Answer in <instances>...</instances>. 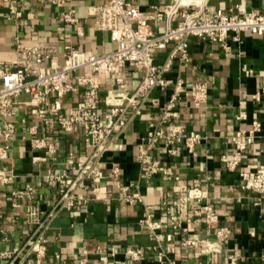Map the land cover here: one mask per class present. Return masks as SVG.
I'll list each match as a JSON object with an SVG mask.
<instances>
[{
  "label": "crops",
  "instance_id": "1",
  "mask_svg": "<svg viewBox=\"0 0 264 264\" xmlns=\"http://www.w3.org/2000/svg\"><path fill=\"white\" fill-rule=\"evenodd\" d=\"M104 1L68 0L57 5L50 0H0V60L6 63L14 60L17 42L24 45L51 42L59 50L71 45L96 55L113 50L115 41L108 32L95 26L92 14V9ZM131 1L144 13L153 15L174 0ZM181 1L201 4L204 0ZM236 6L246 12L264 14V0H206L211 12L222 9L228 14L236 13ZM68 9L74 10L75 24L60 19V13ZM152 25L156 32H163L165 20L153 21ZM240 38L238 43L233 40V33H228L229 52L219 43L194 36L188 38V60L173 59L163 75L170 83L149 91L138 113L131 116L126 128L114 136L102 155L97 188L80 190L100 199L77 202L72 209L60 210L49 219L44 230L47 250L39 261L30 249V236L36 226L28 220V211L35 209L40 220L45 218L59 198L58 186L45 181L47 170H68L73 174L72 164L88 155L90 148L85 146L81 130H65L55 123H42L30 113L28 95H18L15 112L7 118L13 124L7 157L0 159V171L12 175L10 182H0V252H14L17 264H105L95 251L100 247L115 251L106 264H117L115 260L126 264H161L153 252L145 249L156 244L150 238L151 230L138 222L145 207H149L153 219L161 225L159 231L164 235L161 246L172 249L169 254L172 262L165 264H220L231 253L239 256L237 264H264V195L243 188L239 176L240 170L251 174L264 165V97L258 101L251 97L264 85V36L244 31ZM172 47L170 42L164 49L155 50L153 63L163 64ZM59 61L62 62V57ZM243 65L251 73L242 72ZM82 72L76 70L70 75L69 82L76 90L61 99L66 112L75 108L84 96V87L76 84ZM122 76L125 91L131 94L142 72L125 65ZM197 82L205 83L207 89L206 99L199 103L185 94ZM97 84L102 96L118 86L116 75H98ZM174 95L177 101L172 121L183 124L186 130L200 132L204 139L197 145L195 155L178 147L173 156H167L163 146L157 145L152 155L167 167V173L142 177L143 167L136 160L137 145L149 123H158L165 105ZM128 111L134 113L133 108ZM240 112L246 114V119L235 118ZM253 119L260 121L261 129L248 145L238 168L229 171L220 161V155L230 147V135L239 128L249 129ZM3 121L4 118H0V123ZM36 139L57 143L55 159L49 155L44 160L35 158L45 155L44 147L33 146ZM116 164L120 167L117 174L113 172ZM196 179L207 189L219 225L230 229L224 240L216 238L214 229H207L192 206L182 213L181 219L188 228L186 232L169 226L166 206L173 201L182 202L181 186H189ZM117 180L132 181L131 192L141 194L143 203L128 204L116 197L103 200L108 193L116 196ZM28 188H33L31 194H18ZM187 217L191 221L186 223ZM184 240H194L195 245L185 244ZM136 247L143 248V259L139 261L125 253ZM8 261L9 258L0 257V264Z\"/></svg>",
  "mask_w": 264,
  "mask_h": 264
},
{
  "label": "built area",
  "instance_id": "2",
  "mask_svg": "<svg viewBox=\"0 0 264 264\" xmlns=\"http://www.w3.org/2000/svg\"><path fill=\"white\" fill-rule=\"evenodd\" d=\"M68 0H50L52 4L60 5ZM194 1V0H193ZM202 1V0H195ZM237 12L225 13L222 9L211 12L206 7V0L201 5L189 2L183 4L181 0H174L165 5L153 15L144 13L131 0H105L102 4L92 9L95 26L109 33L115 41L113 50L96 55L86 50L65 45L59 50L56 44L51 42H37L32 45H24L17 42L15 58L11 63L0 60V159L7 157L9 139L13 127L7 119L15 112L17 96L27 94V103L30 113L44 124L55 123L65 130H81L83 141L90 153L73 163L72 174L68 170L54 172L47 170L45 181L48 185H57L59 198L53 208L40 220L35 209L28 211V220L36 227L30 236V249L35 260L44 258L47 250V240L44 230L49 219L60 210L72 209L77 202L87 203L90 200H98L99 196L91 197L80 190L96 189L100 176V159L108 150L112 139L124 130L133 114L138 113V107L154 87L164 88L170 80L164 78L173 62L178 57L187 61L188 38L191 36L207 39L219 43L223 49L229 52L230 47L226 42L228 33H233V40L241 42L240 34L248 31L252 34L264 36V14L254 11L246 12L236 6ZM60 19L68 24H75L77 18L74 10L68 9L60 13ZM165 20L163 32L153 29V21ZM175 21L174 25L171 22ZM81 34L80 27H77ZM173 43L169 57L163 64L153 63L155 50L164 49L168 43ZM62 57V62L59 61ZM131 65L141 70L142 77L131 94L125 91L122 67ZM76 70H83L76 78V84L84 87V96L72 110L64 111L62 97L70 91L76 90V86L69 82L70 75ZM242 72L249 74L251 70L242 66ZM98 75H116L117 89L108 90L104 96L99 92L97 84ZM190 95L195 103L206 99V84L197 82L194 88L185 92ZM251 97L258 101L264 97V85L254 92ZM177 96H172L165 105L158 123L151 122L148 125L145 136L137 145L136 160L143 167L142 177H149L157 173L165 175L167 167L152 155L154 148L161 144L167 156H173L178 147H183L190 155L196 154V147L204 139V136L195 130H186L184 125L172 118L175 115ZM133 108L134 113H129ZM238 120L246 119V114L240 112L235 116ZM261 129V123L257 119L251 121L249 129L239 128L229 137L230 147L220 155V161L229 171H234L240 165L244 152L252 143L256 133ZM56 142L45 143L36 139L34 147H44V156L35 157L44 160L47 155L55 159ZM71 155V154H70ZM72 158V157H71ZM71 158L69 159L70 163ZM120 167L113 165V172L119 173ZM241 186L245 189L264 195V165L253 173L240 170ZM12 175L0 171V182L7 183ZM134 186L132 181L124 183L115 182L117 194L108 193L103 200L116 197L128 204H142L143 196L132 193ZM33 188H28L18 194H31ZM183 201H173L169 204L168 222L175 231L186 232L187 227L182 221V213L189 206L194 207L200 215V220L207 229H214L218 240L226 239L230 234L227 226L219 225L218 214L209 202L208 191L203 188L199 180H193L189 186H181ZM1 216V210H0ZM186 223L191 221L185 218ZM139 224L149 227L150 238L156 241L154 245H148L145 249L153 252L156 260L161 263H171L169 254L171 247L161 246L164 235L159 231L161 225L153 219L149 207H145ZM185 244L195 245L194 240H184ZM100 261L105 264L109 257H113L115 251H105L96 248ZM14 252H0V257L9 258L6 264H17ZM132 260L143 259V248L127 249L125 252ZM239 256L236 253L228 255L220 264H237ZM117 264H126L125 261L115 260Z\"/></svg>",
  "mask_w": 264,
  "mask_h": 264
},
{
  "label": "bare ground",
  "instance_id": "3",
  "mask_svg": "<svg viewBox=\"0 0 264 264\" xmlns=\"http://www.w3.org/2000/svg\"><path fill=\"white\" fill-rule=\"evenodd\" d=\"M205 1V0H204ZM204 1L201 3V5L204 3Z\"/></svg>",
  "mask_w": 264,
  "mask_h": 264
}]
</instances>
